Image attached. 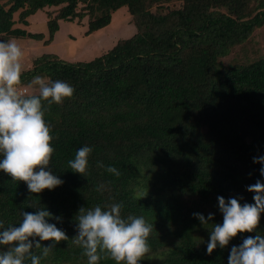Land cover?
I'll return each mask as SVG.
<instances>
[{
	"label": "trees",
	"instance_id": "trees-1",
	"mask_svg": "<svg viewBox=\"0 0 264 264\" xmlns=\"http://www.w3.org/2000/svg\"><path fill=\"white\" fill-rule=\"evenodd\" d=\"M167 1L14 0L8 9L0 2L5 41L45 39L43 32L14 27V12L20 9L28 24L32 14L60 7L57 15L48 14L51 42L61 21L90 17L88 36L107 30L121 8L129 15L112 35L101 32L103 38L111 35L109 41L100 42L90 59L70 61L46 53L22 71L21 85L27 76L42 75L75 89L62 104L44 102L54 137L50 170L64 183L35 194L25 182L0 171V221L5 227L18 226L23 212L34 213L36 207L62 217V222H49L69 239L59 242L41 264H87L83 249L72 242L81 207L106 209L121 203L124 218L143 216L152 224L149 244L160 260L140 264H228L233 245L248 236H264L262 213L255 231L239 233L227 247L217 246L208 255L210 229L223 223V215H214L207 225L193 216L215 214L211 207H218L219 196L254 203L255 193L246 186L264 181L259 171L264 165L253 160L264 156V56L249 40L264 26V0L260 10H253L250 0H180L179 7L164 6L162 11ZM247 42L254 48L244 49ZM85 145L93 148L88 177L67 163ZM107 166L121 175L106 172ZM141 184L145 196L134 198ZM99 185L103 191H97ZM164 189L175 196L162 198ZM33 252L41 255L42 249ZM99 264L116 262L104 258Z\"/></svg>",
	"mask_w": 264,
	"mask_h": 264
},
{
	"label": "clouds",
	"instance_id": "clouds-1",
	"mask_svg": "<svg viewBox=\"0 0 264 264\" xmlns=\"http://www.w3.org/2000/svg\"><path fill=\"white\" fill-rule=\"evenodd\" d=\"M24 52L15 40H0V171L15 182L26 183L30 193L39 194L45 189H55L64 183L50 170V162L55 149L51 134V125L45 119L44 102L62 104L65 98H71L75 89L65 81L47 82L39 75L32 84L38 86V94H27L20 87L23 71ZM93 148L87 145L78 149L75 158L68 166L75 173L84 177L90 175L89 155ZM255 163L264 165V156L253 158ZM98 167H104L98 162ZM105 171L117 177L121 175L115 166H107ZM264 176V167L260 168ZM99 185L97 191H103ZM247 191L255 193L254 203H241L240 198L218 197L219 211L223 214V223H216L210 229L207 254L219 246L225 248L230 240L239 233L255 231L264 213V181L246 186ZM145 195L137 193L134 198ZM123 205L114 203L107 208L100 205L86 209L81 207L74 217L76 235L72 242L83 249L87 264H99L104 258H111L116 264H140L149 257L151 246L149 237L152 224L143 216L121 214ZM36 212H23V219L17 225L4 226L0 221V264H41L51 250L61 241L68 240L64 230L54 219L62 222L43 207H36ZM203 225L214 218L209 213L207 218L202 213H193ZM38 238V239H37ZM42 241H52L44 245ZM34 249H42L41 255L34 254ZM228 264H264V236L244 238L240 245H233L228 257Z\"/></svg>",
	"mask_w": 264,
	"mask_h": 264
},
{
	"label": "rangeland",
	"instance_id": "rangeland-1",
	"mask_svg": "<svg viewBox=\"0 0 264 264\" xmlns=\"http://www.w3.org/2000/svg\"><path fill=\"white\" fill-rule=\"evenodd\" d=\"M82 1V0H81ZM0 2L3 4V6L8 9L14 2V0H0ZM261 0H250L249 5L253 7V10H260V3ZM182 2L180 0L173 1L169 0L165 2L161 9L163 11L164 6L169 7H179ZM84 6V4L81 2L79 4V9H81ZM60 7H50L46 9L41 15L40 13L36 12L32 14V17H28V24H26V21L21 19V11L17 10L14 12V19L15 24L14 27H22L25 28L28 31L33 32H43L45 34V39L38 41L33 40L31 38H20L18 39V43L23 49L24 57H23V69H31L34 64L33 61L35 58L43 55V54H54L55 56H58L59 58L70 60V61H77V60H88L91 57L95 56L93 55V52L98 50L100 47L98 46L100 42L109 41V37L112 35V33H115L117 30H119V27L125 22L127 16H129L125 10L122 8L120 11H118L109 27H107V30L103 31H97L95 33H92L91 35H86L85 32L88 29V24L90 17L86 16L82 20L76 19L72 22L70 21H61L60 22V30L56 33V37L51 42V35L49 33L48 28V14L51 13L53 16L57 15L59 12ZM157 9V5L153 6V10ZM47 12V14H46ZM120 13V14H119ZM129 13V12H128ZM129 18V17H128ZM27 20V19H26ZM121 21H124L121 23ZM101 32H103L102 35H109L107 38L101 37ZM2 35H0V40H2ZM8 35L7 38L8 39ZM250 41H253L254 44H257L259 46V49L261 50V54L264 56V26L257 29V31L254 33V35L249 39ZM251 47L254 48V45L250 43H246L244 45V49H250ZM98 56V55H97ZM41 78H43L45 81L48 82L47 77L39 75ZM31 77L27 76V79L24 80L25 84L20 85L21 89L26 90L27 94L37 93L39 91L38 86H35L32 84V80H29ZM141 187L136 188L135 192L140 193L145 187L144 184L140 185ZM157 186H160V184L157 183ZM143 187V188H142ZM145 190V189H144ZM146 190L150 191V188L147 187ZM168 190V189H167ZM163 190L164 194L161 195L162 198L165 199H171L175 196V194H171L169 190ZM191 207V206H190ZM212 211L215 213L214 215L222 216L223 214L216 210L218 207L214 209V207H211ZM185 210V206H183V209ZM194 236H196L199 241H202V236H199L194 233ZM171 236H169V239ZM149 257H145L147 260ZM144 259V260H145ZM150 260L152 261H159V255H156V253L151 252L150 253ZM143 261V260H142ZM48 264H57L55 262H52L51 260L48 262ZM58 264H75L72 262H65V263H58ZM76 264H82V263H76Z\"/></svg>",
	"mask_w": 264,
	"mask_h": 264
},
{
	"label": "built area",
	"instance_id": "built-area-1",
	"mask_svg": "<svg viewBox=\"0 0 264 264\" xmlns=\"http://www.w3.org/2000/svg\"><path fill=\"white\" fill-rule=\"evenodd\" d=\"M23 91H25L24 89H22Z\"/></svg>",
	"mask_w": 264,
	"mask_h": 264
}]
</instances>
